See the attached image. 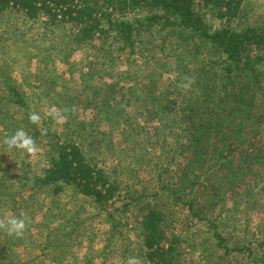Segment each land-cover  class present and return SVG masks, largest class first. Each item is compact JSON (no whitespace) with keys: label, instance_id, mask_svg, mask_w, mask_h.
Returning a JSON list of instances; mask_svg holds the SVG:
<instances>
[{"label":"rangeland","instance_id":"rangeland-1","mask_svg":"<svg viewBox=\"0 0 264 264\" xmlns=\"http://www.w3.org/2000/svg\"><path fill=\"white\" fill-rule=\"evenodd\" d=\"M212 22L215 27L220 26L215 19ZM262 23L264 0H242L238 15L230 26L241 30ZM42 27L40 21L28 28L19 14L0 16V38H5L14 30L20 36L19 45L12 42L0 43V78L8 73L13 78L8 83L13 87L15 85L22 96L31 102V107L24 111L25 123L29 121L28 117L32 112L41 116L39 128L36 126L35 139L39 151L32 156L7 149L4 139L17 129L3 130L5 123H0V246L3 248L2 252H6V259L2 263L0 258V264H14L16 257L23 259L18 260L21 264H80V258H87L89 238L92 240L90 246L97 252V259L93 261L95 264H127L129 257H136L139 264H146L141 256V237L136 231L138 226L134 215H138L137 212H127L122 219L114 217L115 221L120 219L119 227L123 233L120 236L119 229L110 228L111 218L101 222L93 214V205L71 189L64 188L59 196L52 197L45 194L44 190H31L23 184L20 178L42 175L50 146L56 141L74 142L83 148L87 157L99 167H104L107 173H117L116 176L122 183V193H125L122 198L125 203L131 200L126 193L146 190L145 188L157 191L159 183L162 187L177 189L182 203L172 199L171 191L167 192L166 189L153 199L154 206L164 216L162 230L165 238L169 244L176 241L171 242L175 249L172 253L174 264H253L249 251L256 252L261 234L264 233V177L257 185L248 182L246 178L243 184L232 185L236 181L235 174L232 176L235 170L236 175L243 176L242 178L247 176L249 170L242 174L237 169V164L244 160L243 157H237V154L236 157L227 159L232 160L228 164L222 161L216 164L217 157L210 155L213 149L211 144L208 145L211 142L210 136V141H204L208 145L205 157H200L198 147L192 148L189 156H180V151L173 150L175 140L186 144L192 137L185 136L187 130L182 128L186 127L188 120L186 113L192 112L189 102L187 99L182 101L185 114L179 115L169 111L162 113V106L156 104L152 107L148 103L153 95L158 98L161 93L166 94L168 91L190 92L192 86L184 88L183 84L188 81L192 84L196 78L213 90L222 82L219 74H199L197 62L192 60L193 73L185 77L182 68L174 72V62L178 60L182 64L186 57L177 59L172 53L159 51L153 45L140 47L138 50L126 47L115 54L116 60L112 64L106 63L104 70L87 73L88 64L95 59L94 49L82 46L73 52H64V56L58 50L46 51L52 39L60 50L69 46H60L61 38L58 43L55 37L59 36L54 37L55 34L51 35L49 29L43 30ZM56 30L57 34L65 35L63 28ZM155 62L159 65L165 63V68L171 73L155 66ZM107 67H111L113 72L106 71ZM43 78L48 83H44ZM102 80L107 83H102L95 90L96 82ZM138 82L142 85L151 84L152 87L129 91ZM2 89L0 95L8 90L6 86ZM104 93L109 96L105 107L100 104ZM122 95L138 101H134L133 105L124 104L126 99H122ZM195 95L194 105L200 111L213 107L217 120L226 124L224 112L227 109L223 105L221 108L216 105L217 100L209 88L197 89ZM52 109H55L54 113ZM227 112L230 114V111ZM205 116V119L209 118L208 114ZM243 123L239 120V125L233 132L228 127L222 128V134L226 136L225 139L223 136L218 139L221 142L219 145H228L230 137L241 132ZM237 139L238 142H247L250 134L242 133ZM183 146L186 150V145ZM258 147H264V138L258 142ZM212 181L218 185V196L221 193V199L215 205H212ZM195 184V187L192 186ZM191 199L197 200L211 223L208 220L199 222L193 218V211L197 212L198 205L195 203L192 209L183 204ZM74 211H78L82 221L85 219L82 230L87 234L82 242L81 234L73 233L71 244L64 253L63 249L55 247L62 238L57 233H51L59 226L68 227L72 224V218L69 217ZM21 213L27 222L24 235L10 236L7 219L20 216ZM74 215L77 216L76 213ZM217 234L226 240L228 247L247 248L248 251L233 252L230 256H225L221 249H217ZM32 239H42L39 241L42 245L44 241L48 242L45 251L41 252ZM125 239L127 240L124 241ZM68 253L70 256H67ZM219 258L222 259L219 261Z\"/></svg>","mask_w":264,"mask_h":264},{"label":"trees","instance_id":"trees-1","mask_svg":"<svg viewBox=\"0 0 264 264\" xmlns=\"http://www.w3.org/2000/svg\"><path fill=\"white\" fill-rule=\"evenodd\" d=\"M241 2L242 0H0V16L19 14L23 17V22L28 25V28L34 27L41 21L43 30L49 29L51 35L59 36L55 37L58 43L61 38L60 46H69L60 50L59 45H54L52 39L46 51L58 50L64 56L66 51L73 52L82 46L88 49L92 47L95 59L88 64L86 69L89 71L87 73L103 69L106 63L112 64L116 60L115 54H119L126 47L138 50L140 47L148 45H153L156 47L155 49L159 48V51L162 52L168 51L177 59L185 56V64L179 63L178 60L174 62V72L182 68L185 77L193 73L192 60L197 62L199 74L218 73L222 82L219 83V87L217 85L214 87L216 90L214 88L212 90L207 84L204 85L203 81L196 78L191 84L190 92L169 93L168 91L166 94L161 93L158 98L153 95L148 99V103L152 107L156 104L162 106V113L169 111L179 115V113L185 114L182 101L187 99L192 112L186 113L188 120L186 127L182 128L187 130L185 136L192 137L186 144L178 143L175 140L173 150L180 151L179 155L182 154L180 156L186 157L189 156V151H192V148L198 147L197 149L201 151L199 152L200 157H205L208 145L211 144L213 149L210 155L217 157L216 164L221 161L228 164L232 160L227 161V159L236 157L237 154V157L244 159L237 164V169L242 171V174L247 169L249 171L247 176L244 175L242 178L243 176L236 175L235 170L232 176L235 174L236 181L231 184H243L246 178L248 182L257 185L264 177V171H262L264 168V147H258V142L264 138V23L247 26L241 30L232 28L230 24L237 17ZM211 18L215 19L220 26L215 27ZM62 28L65 30V35L57 34L56 29ZM19 37L14 30L5 38H0V43L12 42L16 45L20 42ZM154 65L160 66L166 73H171L165 68V63L159 65L155 62ZM206 67L208 70L204 71ZM105 70L113 72L111 67H107ZM54 74L56 76V69H54ZM84 75L85 78H88L87 74ZM190 78L191 76L189 80ZM10 79L13 80L8 73L0 78V89L3 91L2 87L6 86L9 90L0 95V123H5L3 130L14 131L22 128L35 140L37 137L36 125L29 121L25 123L24 120V111L31 107V102L22 96L15 85L13 87L8 83ZM43 82L48 83V80L43 78ZM104 82L107 83L104 80L96 82L95 90ZM131 87L129 91L136 88L150 89L152 85H142L138 82ZM208 88L217 100L216 105L220 108L223 105L227 109L225 112L223 111L226 119L225 125L217 120L215 108L207 107L203 112L194 105L195 91ZM121 98L126 99L124 104L127 103V105H133L134 101H138L129 97L127 99L125 95H122ZM108 100L109 96L104 93L100 98V104L105 107ZM151 100L154 101L151 102ZM227 111H230V114ZM205 114H208V119H205ZM200 119L202 120L199 125ZM239 120L244 122L243 128L240 129L241 132H238L237 136H231L228 145H219L221 142L218 139L226 136V134H222V128L228 127L229 131L233 132L238 127ZM22 125L23 127H21ZM11 126L15 128H11ZM242 133H249L250 140L238 142L237 137H240ZM209 136L211 142L206 145L204 141L205 139L209 140ZM175 139L178 140V137ZM183 145H186V150ZM189 146H191L190 149ZM50 147L46 158L47 165L42 175L20 178L24 185L31 190H44L45 194L52 197L59 196L64 188L71 189L93 205V214H96L101 222L111 218L109 226L113 230L119 229L118 235L120 236L123 235L119 227L120 219L127 212H137L138 215H134L137 218L136 231L141 237L140 245L143 249L141 256L145 263L174 264L172 253L175 249L171 244L176 241L173 240L169 244L165 238L162 230L164 216L154 206L153 199L160 191L166 189L167 192L171 191L172 199L182 203L176 188H165L159 183L157 191H154V188H145L146 190L126 193L129 194L131 200L129 203H125L122 199L125 193H122V183L118 180L117 173L112 175L107 173L104 167H99L85 155L83 148L74 142L56 141ZM211 183L214 193L212 205H215L221 199V193L218 196V185L215 181ZM138 184H141L140 181ZM192 186L195 187L196 184ZM195 203L198 205V209L197 212L193 211V218L199 222L208 220V217L204 215V209H200L197 200L191 199L183 204H187V207L193 209ZM75 213L77 216L74 215ZM121 215L122 217H120ZM115 216H119L120 219L115 221ZM69 218H72V224L68 227L59 226L51 233H57L62 238L55 247L63 249V252L70 246L73 233L79 232L82 242L87 234L83 232L84 229L82 230L85 219L82 221L78 211H74ZM208 223H211V220H208ZM41 240L32 239V242L37 244L36 246L41 249V252H44L48 242L44 241V245H42L39 243ZM88 240L87 258H80L82 260L80 264H95L97 259L96 250L90 246L92 240L90 238ZM216 246L218 250L223 251L225 256H230L233 252L248 251L247 248L232 249L228 247L226 240L219 234H217ZM82 247L83 245L80 246V248ZM2 249L0 246V258L3 263L6 259V252L5 250L2 252ZM249 254L253 257V264H264V233L261 234L256 252L250 250ZM67 256L70 254L68 253ZM221 259L219 258V261ZM15 260L14 264H21L18 260L23 261L17 257Z\"/></svg>","mask_w":264,"mask_h":264},{"label":"clouds","instance_id":"clouds-1","mask_svg":"<svg viewBox=\"0 0 264 264\" xmlns=\"http://www.w3.org/2000/svg\"><path fill=\"white\" fill-rule=\"evenodd\" d=\"M191 86V81L183 84L184 88H189ZM55 112V109H52ZM29 122L36 125L39 128L41 123V116L37 112L30 113ZM4 144L7 146L8 150H17L28 156H32L37 151H39L36 140L33 139L32 135H29L24 129H17L13 134L4 139ZM7 231L10 236L14 235L16 237H22L27 228V222L24 218V214L21 213L20 216H13L7 219ZM127 264H139V260L136 257H129Z\"/></svg>","mask_w":264,"mask_h":264}]
</instances>
